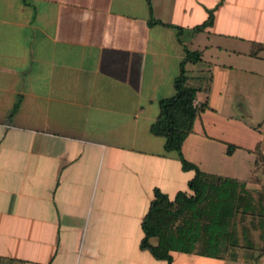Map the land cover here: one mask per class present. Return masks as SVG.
<instances>
[{"label": "crops", "instance_id": "0c3cea01", "mask_svg": "<svg viewBox=\"0 0 264 264\" xmlns=\"http://www.w3.org/2000/svg\"><path fill=\"white\" fill-rule=\"evenodd\" d=\"M185 48L208 107L181 153L246 180L242 210L264 215L257 174L223 167L263 142L264 0H0V264H166L140 249V224L155 188L173 198L193 175L150 132ZM239 249L171 264L251 262Z\"/></svg>", "mask_w": 264, "mask_h": 264}, {"label": "trees", "instance_id": "16d2710c", "mask_svg": "<svg viewBox=\"0 0 264 264\" xmlns=\"http://www.w3.org/2000/svg\"><path fill=\"white\" fill-rule=\"evenodd\" d=\"M212 22L213 10H209L207 18L193 30L201 31ZM200 60L199 51L185 48L174 80V94L159 101V113L150 126L151 134L164 138L165 150L177 153L181 168L193 173L187 189L173 198L155 188L141 220L140 249L166 264H171V252L232 260L237 258L239 247L264 253V215L242 210L247 181L203 172L181 153L183 141L193 133L195 119L208 107L206 103L193 104L199 89L188 84L185 69L186 63ZM234 149L229 144L227 153ZM152 237L157 239L155 245L149 242Z\"/></svg>", "mask_w": 264, "mask_h": 264}, {"label": "rangeland", "instance_id": "374dc122", "mask_svg": "<svg viewBox=\"0 0 264 264\" xmlns=\"http://www.w3.org/2000/svg\"><path fill=\"white\" fill-rule=\"evenodd\" d=\"M263 113H264V110H263ZM251 117L252 118H250V120L247 117H243V116L240 119L243 118V120H241V121L245 122L246 124L249 123V124L255 126L256 124H253L252 120L258 119L257 117H260V116L252 114ZM207 118H209V117H207ZM207 121H209V119H207ZM207 126H208V124H207ZM254 126H252V127L254 128ZM236 130L237 129L235 128V130H234L235 133H236ZM251 130H254V129H251ZM244 131L247 132L248 134H251V135L257 134V133H255L256 131L249 132L247 129H245ZM242 135L243 134L240 135V137L242 139H248L247 136L243 137ZM257 137H258V139H261L259 136H257ZM262 139H263V142L260 143L261 148H260V145L258 148L256 147L254 149L252 155H250L248 157L244 153L237 152V153H235L234 157L230 161H227V163L223 165V167L228 169L230 175H235L236 174L235 170L237 168L241 169V171L237 172V174L244 175V177L250 175L251 171L253 170V173H256L257 176L261 179V185L262 186L259 187V190H261L263 192L261 197L264 200V137H262ZM249 169H252V170H249ZM230 170H232V171L230 172ZM263 205H264V203H263ZM190 214H191V212L188 211L187 216H189ZM237 250L240 251L242 249L237 248L236 251ZM247 255H250L252 257V261L248 262L247 264H264V253H261L260 251L258 252L256 250H249L247 252ZM257 261H259V262H257ZM228 264H230V263H228ZM233 264H242V263H240L239 261H234Z\"/></svg>", "mask_w": 264, "mask_h": 264}, {"label": "built area", "instance_id": "2783aa9c", "mask_svg": "<svg viewBox=\"0 0 264 264\" xmlns=\"http://www.w3.org/2000/svg\"><path fill=\"white\" fill-rule=\"evenodd\" d=\"M193 104H194V105H198L197 102H196V100H194Z\"/></svg>", "mask_w": 264, "mask_h": 264}]
</instances>
